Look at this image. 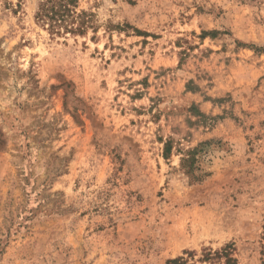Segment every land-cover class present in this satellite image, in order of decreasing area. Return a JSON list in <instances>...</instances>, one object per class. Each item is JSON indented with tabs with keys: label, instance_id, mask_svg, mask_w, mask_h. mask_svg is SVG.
Here are the masks:
<instances>
[{
	"label": "rangeland",
	"instance_id": "1",
	"mask_svg": "<svg viewBox=\"0 0 264 264\" xmlns=\"http://www.w3.org/2000/svg\"><path fill=\"white\" fill-rule=\"evenodd\" d=\"M38 1L0 0V264H264V0Z\"/></svg>",
	"mask_w": 264,
	"mask_h": 264
},
{
	"label": "trees",
	"instance_id": "2",
	"mask_svg": "<svg viewBox=\"0 0 264 264\" xmlns=\"http://www.w3.org/2000/svg\"><path fill=\"white\" fill-rule=\"evenodd\" d=\"M79 8V0H39L35 18L39 24L46 27L50 33L60 34L70 32L73 34H85L91 27V13ZM197 115L204 113L197 111ZM172 152V144L165 143L164 155L168 158ZM198 147L189 148L183 153L181 167L190 181H201L202 175L194 173L196 154ZM233 245L226 244L224 247L213 250L204 248L201 254L194 250H186L183 255L166 260L165 264H238V259L233 255ZM198 256V257H197Z\"/></svg>",
	"mask_w": 264,
	"mask_h": 264
}]
</instances>
